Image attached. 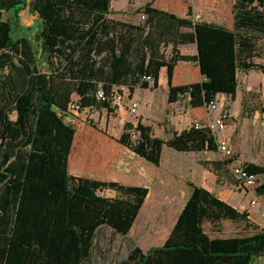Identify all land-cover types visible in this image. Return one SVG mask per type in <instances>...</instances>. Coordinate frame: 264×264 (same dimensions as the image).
Segmentation results:
<instances>
[{
    "label": "trees",
    "instance_id": "16d2710c",
    "mask_svg": "<svg viewBox=\"0 0 264 264\" xmlns=\"http://www.w3.org/2000/svg\"><path fill=\"white\" fill-rule=\"evenodd\" d=\"M21 6L40 20L33 40L14 37L15 27L3 19ZM110 9L111 0H0V264H92L100 229L131 232L148 188L68 172L76 135L71 120L87 108L111 109L95 95L101 85L111 96L119 84L108 70L127 58L126 48H135L142 88H148L147 76L157 88L160 71L167 69L170 105L189 99L192 108H201L218 95L234 101L240 73L264 74V0H234L233 30L200 22L180 32L188 22L149 5L140 25L118 24L107 20ZM167 34L170 57L161 52ZM188 44L197 46V55L180 54L178 46ZM179 62L198 64L202 81L173 86ZM74 94L78 114L69 106ZM137 130V143L127 133L118 142L154 166L164 147L217 152L207 130L189 128L167 141L154 137L149 126L138 124ZM200 164L218 178L224 172V162ZM246 170L264 175L263 166L247 164ZM188 186L191 195L164 245L135 247L121 264H254L264 258V228L204 188Z\"/></svg>",
    "mask_w": 264,
    "mask_h": 264
},
{
    "label": "rangeland",
    "instance_id": "374dc122",
    "mask_svg": "<svg viewBox=\"0 0 264 264\" xmlns=\"http://www.w3.org/2000/svg\"><path fill=\"white\" fill-rule=\"evenodd\" d=\"M112 2L115 5L116 0H111V4ZM3 19L9 20L15 27L14 37L24 36L31 40L41 25L39 18L31 13L27 6L19 7L18 14L13 11L4 13ZM242 74L244 73H240L239 77ZM163 98L159 95V103L163 102ZM251 98L252 96L249 97V95L243 96L237 106L232 101L231 107L235 113L228 122V133L233 157L223 159L218 152H208L198 156V159L225 163L224 172L220 173L217 186L235 185L230 170L234 163L244 167L247 164L264 167V111L255 106ZM179 108L182 109V107ZM142 113H144L143 110L136 118H129L126 113L119 112L115 108L108 111L96 108L71 120L77 130L71 160L78 164L79 170L85 172V176L95 174L94 179H108L101 181L146 185L151 191L128 235H117L105 227L99 230L94 243L92 264H121L135 247L147 251L164 245L176 216V212L172 209L174 200L182 199L187 191H191V188L186 185V178L182 175L167 174L165 166L171 158L169 153H174V157L176 155L186 163H192L193 160L196 162L197 155H184L170 148H164V166L157 168L160 165L154 166L148 163L118 142L123 133H127L130 135L132 144L137 143L138 122L142 124L143 120L145 124L142 125L151 127L154 137L166 141L174 134H180L181 132L178 131L188 126L181 120V116H178L180 120H175V124L170 122L171 108L167 114L156 108V111H151L146 119H143ZM128 124L130 127L126 129L125 126ZM106 195L114 196L113 193ZM226 226L228 235L232 233V229L230 224Z\"/></svg>",
    "mask_w": 264,
    "mask_h": 264
},
{
    "label": "crops",
    "instance_id": "0c3cea01",
    "mask_svg": "<svg viewBox=\"0 0 264 264\" xmlns=\"http://www.w3.org/2000/svg\"><path fill=\"white\" fill-rule=\"evenodd\" d=\"M147 5L151 6L153 9L159 10L169 15H173L180 21H185L186 23L188 22L187 24H183L182 27H180V32L193 31V27L195 24H193L191 20V16L196 13H199L202 16L200 22L209 23L215 26H221L229 30L234 29V13H233L234 0H116L115 5L112 2L111 9L109 10L110 12L109 14H107L106 18L108 21L116 22L118 24L140 25L143 22L140 19V14L143 12L144 8ZM163 21L167 25L174 24L173 23L174 21L168 18H165ZM170 38L171 37L168 34L164 35L163 40L167 41V44L166 46H164L165 42L161 44L162 46L161 52L164 53L166 57L171 56V51L173 48L172 42H170ZM126 49H127V54H126L127 58H125L121 64L118 63L117 60H115V65L112 68V70L111 68L108 70L111 73L109 74V77L111 79L115 77L117 78L119 84H115V85H125V86L134 85L133 90H129L128 95L130 99H134L140 102L141 104L140 114L142 110L144 112L142 113L143 119L148 118L146 116H148V114L151 111L155 112L156 108L157 110L164 112V114H167L169 109L171 108L172 114L170 116V122H172V124H175V120L177 119L180 120L178 116H181V120H183L184 124L185 123L188 124V126L192 120L204 118L205 107L192 108L190 106L189 99H183L182 101L173 105H170L168 103L169 86H168V74L166 68H163L160 71L157 88L150 86L149 84H148V88H142L141 84L138 82L139 79L137 72V59L135 57L136 56L135 48L132 46L130 49L129 48ZM178 49L181 55H187V56L197 55V46L195 44L178 46ZM99 51L102 53L104 52V49L103 50L100 49ZM120 71H126V73L120 76L119 75ZM202 79L203 78L200 74V69L198 64L194 62H179L174 69L172 85L183 86V85L200 82L202 81ZM239 89H241V91ZM261 93L262 94L264 93V74L257 71H250L246 74H242V76L239 77L238 92L236 99L233 101V104L237 106V104L240 103L243 96L249 95L250 97V96H255L256 94L257 97H260L259 94ZM159 95L164 97L163 98L164 100L161 103H159L158 100ZM179 107H182V109H180ZM98 109L106 110L103 107ZM117 111L124 112L126 113V115L129 116V118H132L129 115L128 110L126 108L117 109ZM141 123L145 124L144 120ZM138 124H140V121L138 122ZM188 126L178 132H183L185 130H188L189 129ZM76 136H77V130H76L75 139ZM74 142L72 145V150L68 162L69 174L73 176L85 177V178H87V176H90V179H94L96 177L95 174L85 176L84 175L85 172H81L79 170L78 164L76 165L75 161L71 160ZM164 148L162 151L160 166L157 168H162L164 166V150H165ZM182 154L190 155L193 153H182ZM173 155L174 153H169V156H171V158L168 160L165 166L167 167L166 168L167 174L182 175V177L187 179L186 181L187 186L188 183L191 182L195 186L204 188L205 190L214 194L220 200L224 201L225 203L239 210L240 212H247L252 222L264 228V218L259 213V207L251 206L250 204V201L255 198L252 194L233 189L232 188L233 185L222 186L220 184V186H217L218 177L200 164V160L202 159H198V156L202 154H199L197 155V157H195L196 162H194L193 160L192 161L193 164L190 162L186 163L182 160V158L176 155L174 157ZM170 166H172V168ZM99 180L101 181L108 179L99 178ZM129 186L146 187V185H139V184L129 185ZM146 188H148V186ZM262 191L263 188L257 191L258 193L257 200L264 208V192L262 193ZM190 195H191V191H187V193L184 195L182 199L179 200L178 198L177 199L175 198L172 209L174 210V212H176V216L174 217L171 231L173 230L177 218L181 213V211L184 209ZM254 264H264V258L256 259Z\"/></svg>",
    "mask_w": 264,
    "mask_h": 264
},
{
    "label": "built area",
    "instance_id": "2783aa9c",
    "mask_svg": "<svg viewBox=\"0 0 264 264\" xmlns=\"http://www.w3.org/2000/svg\"><path fill=\"white\" fill-rule=\"evenodd\" d=\"M112 5V4H111ZM141 21L146 20L144 13L140 14ZM202 16L199 13L193 14L191 20L193 24H197L201 21ZM143 81L147 82L150 86H153L154 80L151 76L143 78ZM130 88L125 85H115L112 87L111 96H107L105 90L99 85L96 91V98L100 102H109L111 108L121 109L126 108L129 115L132 118H136L140 115L141 104L139 101L130 99L128 92ZM260 97L252 96L254 105L264 111V93L259 94ZM232 101L229 97L224 95H218L212 102L205 106V116L203 119H195L188 126V128H194L196 130H207L215 138L217 145V152L223 159H230L233 157V149L231 146V140L228 133V122L234 116V110L232 109ZM80 98L74 94L70 103V110L74 113L80 110ZM96 109V108H94ZM93 109L87 108L82 110V113L89 112ZM231 174L235 180L233 189L244 191L252 194L255 198L250 201L251 206H258L259 213L264 218V208L257 200L256 191L264 188V175L252 174L246 170V167L239 163L231 165Z\"/></svg>",
    "mask_w": 264,
    "mask_h": 264
}]
</instances>
